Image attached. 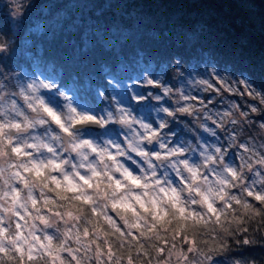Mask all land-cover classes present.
<instances>
[{
	"label": "trees",
	"instance_id": "1",
	"mask_svg": "<svg viewBox=\"0 0 264 264\" xmlns=\"http://www.w3.org/2000/svg\"><path fill=\"white\" fill-rule=\"evenodd\" d=\"M114 26L131 30L120 49L123 61L115 50L103 47ZM153 32L160 39L150 35ZM189 34L192 49H188ZM177 41L183 46L177 47ZM0 46V80L9 89H17L21 77L40 70L53 76L59 87L74 89L83 103L99 111L111 99L107 93L111 76L122 81L140 71L137 48L147 54L145 66L149 59L155 61L156 69L167 63L163 78L171 88L177 87L194 55L204 63L195 53V48H203L210 52L213 64L249 76L264 92V0H0ZM97 89L103 90L104 98ZM177 107L169 105L173 111ZM164 123L162 135L178 133L190 149L197 146L199 132L192 115L177 112L167 115ZM252 130L257 132L255 127ZM231 191L243 196L239 188ZM108 214L122 224L115 211L109 209ZM242 227L248 232L224 236L227 247L212 259L220 264H264V223L257 217ZM132 235L138 233L133 230ZM244 239L254 242L244 244ZM188 255L202 259L195 252Z\"/></svg>",
	"mask_w": 264,
	"mask_h": 264
},
{
	"label": "snow or ice",
	"instance_id": "2",
	"mask_svg": "<svg viewBox=\"0 0 264 264\" xmlns=\"http://www.w3.org/2000/svg\"><path fill=\"white\" fill-rule=\"evenodd\" d=\"M221 83L225 84L227 90L236 91L227 86L226 82L221 81ZM240 83L245 84L246 88L249 87L246 81ZM211 87L209 84V88ZM248 95L253 96L254 99L259 98L260 103L264 104V95L254 91H249ZM40 103L51 122L68 136L73 135L75 128L100 123V117L85 111L69 127L61 118L59 107L51 101ZM233 107L237 106L233 105ZM183 111L187 113L192 109L186 108ZM251 111L257 112L258 109L252 107ZM168 115L173 116L175 113L169 112ZM245 115L240 113V116ZM40 122L44 123L43 120ZM165 126V123L160 125V127ZM15 127L21 125L17 124ZM261 127L264 128V125ZM86 129L87 127L84 128L85 131ZM211 134L215 135V132ZM159 138V132L152 131L142 141V148L130 145L137 156L144 158L150 168L157 167L152 162L153 157L156 160L166 161L171 157L184 155L183 148L162 155L161 152L148 150L144 146L149 144V141L153 144ZM2 143L3 138L0 137V144ZM85 143L91 142L85 141ZM8 144H12V141L9 140ZM163 147L159 144V148ZM241 147H245V151H248L246 146L241 145ZM10 151L20 154L22 149L12 147ZM49 151L53 149L49 148ZM92 151L96 152L97 149L93 146ZM215 153L219 155L206 156L205 159L210 163L202 166L218 164L225 169L231 179L217 178L210 185L209 180L205 179L206 175L198 168L192 167L187 159H180L178 163L189 172V176L185 177L182 173L179 175L182 182L179 189L163 187L162 185L167 181L158 179L155 171L151 176H148L147 172L140 175L136 174L135 169L119 164L115 171L108 168L102 171L90 169L92 172L90 176L77 172L74 177L64 176L63 180L55 176L49 178L45 171L50 166L53 169H62L64 167L62 163L49 161L43 166L39 163L34 164L32 169L18 173L24 178L25 174L30 172L33 183H37L41 189V195L32 201L27 217L56 230L60 229L61 222L67 227L61 234L62 238L53 235L40 237L32 233L29 228L33 242L25 241L27 247L16 244L14 251L19 253L18 256L14 254L9 256L8 249L0 248V264H12L13 261H16V264H173V258L175 264L181 262L192 264V257L188 253L193 252L203 257L200 264H214V261L212 259L209 261L208 257H213L227 247L224 236L233 235L235 231L247 233L248 229L242 225L257 217L264 223V177L253 180L250 186L245 181L243 169L252 171L253 166L245 161L243 156H241L242 165L233 167L224 162L225 153L220 147L215 148ZM124 155L125 153H120V157ZM101 158L117 160V156L113 154L102 155ZM258 162L264 165V155L259 157ZM2 175L3 173L0 172V176ZM256 175L259 176V173ZM45 179L54 180L55 187L44 183ZM257 184L260 185L258 188ZM203 185L209 187L204 188ZM25 186H27L26 179ZM234 188H239L243 196L235 195L231 191ZM150 189H155L157 195H150L148 191ZM52 193L55 194V198ZM185 193L191 197L187 202ZM17 194H19L18 186ZM249 198L251 201L259 202L260 206L250 202ZM109 209L116 212L122 224H118L116 219L108 214ZM13 214L17 221L14 226L15 241L24 236V225L20 221L26 223L27 218L20 210H16ZM8 223H11V220ZM231 225L237 227L232 229ZM216 226L219 228L217 229ZM133 230L138 233L137 236L132 235ZM7 231L6 225H0V233ZM212 233H216V236L213 237ZM202 236H208L210 240H204ZM253 242L250 239L242 240L244 244ZM201 244L205 245V249L200 248ZM5 256H8V259H4ZM233 264L240 262L234 261Z\"/></svg>",
	"mask_w": 264,
	"mask_h": 264
},
{
	"label": "clouds",
	"instance_id": "3",
	"mask_svg": "<svg viewBox=\"0 0 264 264\" xmlns=\"http://www.w3.org/2000/svg\"><path fill=\"white\" fill-rule=\"evenodd\" d=\"M112 33V37L106 41H103V47L105 51H113L117 54L118 58L123 61V57L119 56L121 46L127 42L128 37L131 35V30L125 29L122 26H114L110 29ZM150 35L155 36L156 39H160V34L153 32ZM194 40L189 34L188 38V49H192V44ZM183 42L177 41V47H182ZM195 53L199 54V56L203 57L205 63L211 62V56L209 51H205L203 48H195ZM136 55L139 58L137 63L139 64L140 71L134 73L135 76H139L143 79V82L147 85L152 84H160V81L163 80V73L167 70V63L162 64L160 66L159 71H156V64L154 60L149 59L148 65L145 66L143 61L146 57V52L137 48ZM135 59V58H134ZM179 59V58H178ZM199 61L196 58V55L193 56L190 61V69L195 70L197 68ZM105 71L108 69L105 68ZM38 73L40 70H37ZM155 72L157 79L154 81L150 73ZM195 79V77H194ZM135 78L133 79V83H135ZM200 85H207V80H198L196 81ZM57 88V84L53 80L41 79L39 75L35 79H29L18 85V91L15 93L16 96L23 100L26 108L30 110V112H26L24 108H21L15 100L5 101L3 105H0V137L3 138V143L0 144V172L3 173L0 176V225H6L8 228L7 232L0 233V248H6L9 250V256L11 255H19V253H15L14 247L16 244L27 247L25 241L33 242L32 235L29 233V228H31L32 233L37 235L39 231L41 233L40 237H46L48 235H53L56 237H61L64 229L67 225H64L63 228L60 227L59 230L55 229V234H49L47 229H54L49 227L48 225H44L39 221H34L31 217H27L28 209L32 206V201L41 195V189L37 183H33V177L31 173H26L24 178H21L18 173L23 172L25 169H32L33 165L36 163L47 164L49 161H57L64 165L62 169H53L51 166L45 169L47 176L50 178L55 176L59 180H63L64 176L74 177V174L79 172L84 176L92 175V170L102 171L105 168H108L112 171H115L117 165H121L123 167H127L123 161L119 159L120 153H125L124 157L126 159L131 160L133 164H139L135 161L131 156L127 155V151L124 147L121 146L118 139L115 137H101L100 140H97L95 137L88 138L87 133L84 130L85 127H98L103 130L105 133L108 132L107 126L109 124L118 125L119 128L127 131V135L124 139L127 142V149H130L132 152L136 153L132 150L130 145L142 148V141L144 138L152 131H157L153 129L152 125L144 122V118L137 117L133 114L130 108H125L120 101L117 99L115 95H113V105L111 110L109 108L103 109V114L100 115V123L99 124H91L88 126H81L80 128L73 129V135L68 136L63 131H61L51 120L47 117V114L43 112L41 101L47 103L44 96L41 95L42 90H51ZM205 91L208 89L205 88ZM161 91L164 93V96L169 95L173 89L168 86H162ZM97 93L101 98H104V92L102 89H97ZM55 95L61 96L64 98L66 103L60 108L59 114L63 119L65 125L71 127L72 122L76 119H79L85 112L83 109H79L77 106L73 105L71 98L64 92L59 91L55 93ZM134 98H136L134 96ZM143 98V97H140ZM163 96H154L153 99L159 101L162 100ZM3 98L0 97V100ZM181 100H189V96L183 95L181 92L180 95ZM190 108L192 111L184 112L183 109ZM194 110V106L191 104H185L183 106L177 107L174 111L170 110L168 107L164 105H160L153 109L154 113H166L168 115L169 112L181 113L192 115ZM169 116V115H168ZM19 118V119H18ZM44 121L41 123L40 121ZM21 125V127H15V125ZM139 125L140 129L143 132H138L134 128V125ZM159 124L162 126L164 124L163 120L159 121ZM8 125H13L9 127ZM53 125L56 126L58 131L53 129ZM38 128H44L43 133H38L33 130ZM161 129L163 127H160ZM206 131H210L209 129H205ZM123 135V133H121ZM11 140L12 144H8V141ZM85 141H90L91 143H85ZM159 144L163 145L164 149L167 145L158 139ZM151 144V141H149ZM29 145H35V147H29ZM97 149L96 152L92 151V147ZM12 147H19L22 149L20 154H16L10 151ZM49 148L53 149V151H49ZM181 147L176 146L171 149H168V153H172L174 151L180 150ZM115 149V151H113ZM187 149L183 148L185 152ZM6 153V154H5ZM25 153H29V155H25ZM67 153V156H65ZM207 149L205 148L204 152L201 153V156L211 157L212 154H206ZM108 154H113L117 156V160L113 161L111 159H102L101 156H107ZM137 154V153H136ZM219 154V153H217ZM144 159L143 157H141ZM175 161H170V166L175 172L176 176H179L181 173L186 172L189 176V172L183 168L180 161L179 156L176 157ZM66 162V163H65ZM210 163L209 160H203L199 164H191L192 167L198 168L201 172V168L204 167L202 165H208ZM213 166L217 164H211ZM182 166V167H181ZM234 167V166H233ZM147 168L150 171H145L144 168L141 167L140 175H144L147 172L148 176H151L153 172H157L156 168H150L147 165ZM209 172L214 174V179L210 180L208 176L205 179L209 180V184H212V181L217 178L231 179L230 176L227 175L224 168L219 167H211L209 168ZM202 173V172H201ZM161 181H167V183L162 186L165 188L168 187H176L180 188L181 185H173L172 180L169 178L168 174L165 173L163 177H157ZM25 179L27 180V186H25ZM258 180V179H256ZM44 183L48 184L50 187H55V181L51 179H45ZM150 183H154V181H150ZM252 182L249 184L251 186ZM17 185L19 187V194H17ZM259 185V184H257ZM256 185V186H257ZM260 186V185H259ZM204 188H208L209 185H203ZM214 187V185H213ZM144 191V190H142ZM150 195L156 196L157 191L155 189L148 190ZM191 197L185 193V201L190 200ZM16 210H20L27 218V222H23V233L24 236L18 238L14 241L15 235V224L16 219L14 216V212ZM203 211V208H201ZM11 220V223L8 221ZM38 222V223H37ZM42 226V227H41ZM62 238V237H61ZM201 257V256H199ZM203 259V257H201ZM4 259H8V256H5ZM209 261H211L212 257H208ZM201 260L192 261V264H200ZM12 264H16V261H13ZM173 264L175 261L173 260ZM183 264V262H181Z\"/></svg>",
	"mask_w": 264,
	"mask_h": 264
},
{
	"label": "rangeland",
	"instance_id": "4",
	"mask_svg": "<svg viewBox=\"0 0 264 264\" xmlns=\"http://www.w3.org/2000/svg\"><path fill=\"white\" fill-rule=\"evenodd\" d=\"M11 1L14 3L20 2V0ZM38 27L42 28L41 25H38ZM156 71H159V69H156ZM150 74L155 81L157 79L155 72ZM38 75L41 79L53 80L57 84V88L55 89L42 90L41 95L45 97L47 102L51 101L59 108H62L66 101L63 97L55 95V93L64 91L71 98L73 105L78 107V110L83 109L99 117L103 114L104 108H109L111 110L114 103L113 95H115L125 108H130L137 117L142 116L145 123L151 124L153 128L158 125L160 140L163 141L167 147L161 149L159 148V141H154L153 144L144 145L148 150L159 151L163 155L167 154L168 149L179 146L187 149L184 155L179 157V159H187L191 164H199L205 160V156H201L205 148L207 149L206 154L219 155L215 153V148L220 147L225 153V163L234 167L240 166L243 163L241 160V156H243L244 160L253 166V170L248 171L246 169V173L245 169H243L246 175L245 181L247 183L250 184L253 180L264 177V165L258 162L259 157L264 155V128L261 127V125H264V104L260 103L259 98L254 99L253 96L248 95L249 91H254V93L261 95H264V92L258 88L247 75L237 74L231 69L221 68L212 62L198 63L195 70L190 69V67L186 70L185 75L181 77L176 85L177 87L172 88L173 92L167 96H164V93L161 91L162 86L169 87V83L164 80V78L160 81V84L154 83L152 85H147L139 76L124 79L122 81L111 76L108 80L109 86L107 91V93L110 92L111 99L108 101V106L102 107L100 111L93 104L90 105L89 103L81 102L79 97L76 96L74 89L61 88L59 87L58 81L53 76L41 72L38 73V71L28 74L26 77H21L17 82V86L29 79L37 78ZM134 78L136 81L135 83H133ZM201 79L207 80L208 84L200 85L196 82ZM221 81L226 82L227 86L236 91L227 90L225 84L221 83ZM241 81H246L249 87L246 88L245 84L240 83ZM209 84L212 86L211 88H209ZM4 85L5 81L0 80V97L3 98L0 100V105H3L5 101L15 100L21 108H24L26 112H30V110L26 108V105H24L23 100L15 95L18 91V87L17 89L11 90L6 85V87H4ZM205 88L208 90L205 91ZM181 92L183 95L189 96L190 99L181 100ZM157 95L163 96L164 98L159 101L153 99V97ZM134 96L136 98H134ZM161 104L168 108L171 104L179 106L191 104L194 106L192 118L195 120V125H197H194V128L199 132L198 143L195 148L190 149L189 145L185 144V140L181 137V134L179 135L176 133V135H172V133L169 135L170 132L164 135L161 134L162 129L160 128L159 121H164L167 114L153 112V109L159 107ZM233 105L237 107L234 108ZM252 107L257 108L258 111L252 112ZM225 113H231V115L226 116ZM240 113H245L246 115L240 116ZM252 127H255L257 132L251 133L252 138H243L242 134L245 135L246 132H251L250 130H252ZM107 128V133L103 130L96 132L86 129L87 137H95L97 140L105 136L108 138L115 137L118 139L121 146L126 149L128 155L139 164L138 167L137 164H133L132 161L126 159V157H119L127 167L135 169L136 174H140L141 167L144 168L145 171H150V169L147 168V163L141 157L137 156V154L130 149H127V142L124 139L128 134L127 131L119 128V126L115 124H109ZM134 128L138 132H143L138 124L134 125ZM206 128L210 131H206ZM53 129L58 131L55 125H53ZM44 130V128H38L33 131L43 133ZM213 131L215 135L211 134ZM121 133H123V135H121ZM189 137L190 136H188V138ZM241 145L246 146L248 151H245V147H241ZM113 151H115V149H113ZM65 156H67V153H65ZM176 159V157H171L169 160L160 161L153 157L152 162L157 166V177H163L164 174L167 173L173 185H180L182 183L181 178L176 176L170 166V161H175ZM211 167H219V165H209L208 167L201 168V172L208 176L210 180L214 179V174L209 172V168ZM256 173H259V176L256 175ZM183 175L186 177L188 174L184 172ZM17 186L21 187L20 185ZM256 187L258 188L259 185ZM116 221L120 224L118 219H116ZM20 223H23V221H20ZM60 227H64L62 222ZM47 231L49 234H55V229H47ZM37 236H41L39 231L37 232ZM197 260L199 259H193V261ZM212 260L214 264H220L218 261Z\"/></svg>",
	"mask_w": 264,
	"mask_h": 264
},
{
	"label": "bare ground",
	"instance_id": "5",
	"mask_svg": "<svg viewBox=\"0 0 264 264\" xmlns=\"http://www.w3.org/2000/svg\"><path fill=\"white\" fill-rule=\"evenodd\" d=\"M82 102V101H81ZM253 128V127H252ZM251 128V129H252ZM251 132H246V134L245 135H250L251 137H252V135H251V133L253 132V130H250ZM244 133V132H243ZM254 133H256V132H254ZM243 135V138H245L246 136L244 135V134H242Z\"/></svg>",
	"mask_w": 264,
	"mask_h": 264
},
{
	"label": "water",
	"instance_id": "6",
	"mask_svg": "<svg viewBox=\"0 0 264 264\" xmlns=\"http://www.w3.org/2000/svg\"><path fill=\"white\" fill-rule=\"evenodd\" d=\"M87 129H92V130H95V131H101V129H99L98 127H90V128H87Z\"/></svg>",
	"mask_w": 264,
	"mask_h": 264
}]
</instances>
